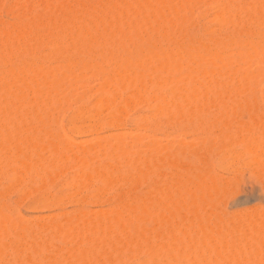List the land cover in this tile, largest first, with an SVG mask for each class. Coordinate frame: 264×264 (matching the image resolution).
I'll list each match as a JSON object with an SVG mask.
<instances>
[{
    "label": "bare ground",
    "instance_id": "6f19581e",
    "mask_svg": "<svg viewBox=\"0 0 264 264\" xmlns=\"http://www.w3.org/2000/svg\"><path fill=\"white\" fill-rule=\"evenodd\" d=\"M16 1L21 3L22 0ZM34 1L36 0H23L22 10L27 12L33 9L34 3H37L38 0ZM206 2L208 0H47L45 4L42 3L46 6L45 11H48V13H44V16L47 13L45 17L40 16L39 18L38 16L36 18L37 16H35L33 19L32 16V19H28L25 16L31 21L19 20L13 26L8 24L10 27L7 24L8 27L3 25L0 21V25L2 24L0 27V169L2 171L0 175L4 179L7 176L6 181L11 183L1 182L4 183L2 186L5 185L2 187V189L4 188L2 192H5L6 189V193H8V188L10 190L19 187L22 188L19 191L23 190L22 194H24L32 187L35 188L39 185L40 188V184H42V188L44 184H47L48 179L53 178L51 174L55 165L57 167L56 173L64 172L61 170L68 172L70 168H73L70 170H73L74 175L69 174V178L71 179L70 183L72 182L71 188H77V192L78 189L81 191L82 187L80 188V186L89 187L87 185H92L96 181L100 187L102 185L104 187L106 184V186L128 184L132 189L140 184L143 186L144 183L151 186L146 190L148 195L142 194L144 196L137 195L136 190L139 192V188H134L133 191L130 189V191L118 192L112 197V202H114L113 205H111L112 202L110 203L113 206L112 209L110 208L109 212L107 209L100 212L98 214L100 218L96 217V212L93 213L94 217L91 215V219L90 217L86 218L84 215L87 212L81 211L84 214L81 216L88 220L84 221V218L80 220L78 218L80 213L78 212L77 218H75L76 215L73 217L80 221L77 220V223H82L80 228L76 226V221L69 223L70 218L67 219V216V221L63 217L66 222L62 220L64 226L60 223L59 216L57 218L59 217L61 225L57 224V221L55 222L56 219L54 220L56 224L52 222L55 225H46L48 224L47 221L41 222L44 224H42V228L48 226L46 231L52 228L56 232L55 235L52 233V236L54 235L55 238L57 235L55 239L63 243V247L60 245V249H58L57 246V250H53L56 247L52 243L50 247L45 246L49 243L48 241H55L48 240L47 243H42V239L40 240L38 237L40 232L39 235L37 233V236H34L36 232L33 235L31 233L33 227L29 226L33 223L28 221V224L25 217L24 221L27 224L22 222L23 217L20 218L19 214L17 220L14 213L16 215L18 211L13 210L11 213L12 206L9 207L10 210L7 209L6 206L9 205L7 203L6 206L4 205L6 208L2 207L0 210V261L3 260L0 264L7 261H4L7 255L8 257L11 256L14 261L19 260V262L15 261V264H42L43 257L47 258L44 259L47 260L46 264H264V212H258L257 215H254L256 211L253 212L252 216L255 217H250L248 213L249 218L244 221H240L242 218L239 221L238 218L233 221L232 218L234 217H232L230 222L221 219L220 215L217 216L214 211V209L216 210L214 202L217 203L215 196L221 192L222 187L217 185L215 174L212 175V172L216 174L217 172L214 170L211 172L212 167L209 168L214 156L226 157L236 162L233 167H230L233 173L238 170L241 158L248 156L249 158L246 160H250L248 162L251 164V168L253 166L254 171L256 169L258 172L264 173V113L262 114L264 111L260 112V109L258 111L261 114H257L256 111L254 115V111L252 112V116L248 114L247 117L250 116V118H246L247 121L253 120V122L250 121V124L246 122L247 124L244 125L246 119H243L241 124H238L240 123L238 122L239 119L242 120L241 118L238 119V123L236 119H233V114L237 112H235L236 109H246V112L243 113L247 114L248 110L251 111L254 103L257 102L260 105L258 102L261 101L262 103L264 100L261 97L260 88L261 84L264 86V78L263 76L260 77L263 72L261 71L260 74L261 69L257 70V68L256 74H252L251 69V72L248 71V67L252 65H249L248 62L251 60L254 62L253 59L256 61L258 59L261 62L264 55V0H209L210 4L218 9L217 16L214 15L215 23L217 22L219 26L225 28V31L227 28H229L227 31L232 29V35L229 34L228 37L224 35L227 38L223 36V39L220 40L221 34L219 32L222 28L217 29L220 34L219 38L214 28L218 40L213 32L210 34L215 37V40L210 38L208 40L210 42L201 43L196 39L197 42L185 44L186 40L185 42L182 41L187 34L186 30L182 29V27L187 28V25L183 26L188 23L185 14L192 12L196 7H204L207 5ZM74 4L79 5V10L73 9ZM4 6V0H0V10ZM182 14L186 16V20ZM149 20L152 22L148 23L151 25L150 30L144 26V24L146 25L145 21L148 22ZM191 23L194 22L191 21ZM195 23L197 22L195 21ZM100 24H103L104 27L99 28ZM136 24L143 26L141 25L140 29L137 30L139 26H135ZM181 25L182 27H180ZM167 26L170 30L165 29ZM173 26L177 27H174L175 29L172 31L171 27ZM190 26L191 24L188 25V27ZM98 28L99 30H97ZM146 28L147 31H145ZM141 29L146 33L140 32ZM223 31L222 34L227 33ZM130 36L134 39L132 40ZM154 36H157L155 39L157 43L159 39L163 38L168 45L171 44L169 41L174 42V47L167 49L162 44V46L156 44L152 40L156 38ZM158 37L160 38L158 39ZM195 37L197 36L195 35ZM201 37L198 36L199 39ZM191 39L193 41V38ZM164 40L163 42H165ZM128 41L133 44L132 47H128ZM43 46L44 48L48 46L47 50L50 51L51 48L56 53L53 54L51 51L52 53L48 52L50 54L45 55L46 52L44 51V55L41 54L44 50L42 49ZM235 50L236 52L237 50L240 51L239 54L236 53L238 60L234 54L236 62L240 63L241 61L243 65L244 61L247 60L248 67L245 69L247 72L243 71V67L247 64L240 67L235 62L238 66L235 68L234 60L232 65L233 58H230V55ZM20 55L22 57L25 55L28 60L24 58L25 61ZM19 56L25 62H18L16 58ZM20 57L19 59H21ZM46 58L54 61L55 64L51 65L53 67L44 68L45 64L43 63ZM108 65L111 66V69L107 68ZM255 65L253 64V66ZM94 78L100 80L99 85V80ZM91 79L97 81L96 84L98 85L94 88V93L91 91L93 86L90 88L91 93L89 95L91 96L93 93V98L91 97L93 102L91 101L90 105L87 106L81 101L82 103L78 104L79 107L75 109V112L67 116V132L60 130V127L57 126V116L60 112H67L72 108H67L72 100L70 98L78 97V94L76 97L74 95L71 97L75 91V87L71 86H76L78 87L76 89L80 90ZM66 85L73 88L71 90L74 91L71 94L68 93L69 88ZM63 89L69 94V99L67 93L64 94L65 96L63 95L65 92L62 91ZM126 92L130 93L127 95ZM85 93L82 92L80 97L83 98L81 99H84L83 94ZM88 98L90 99L89 96H87ZM81 99L78 98L77 102H73L75 100L72 102L75 105ZM68 101H70L69 105H67ZM78 105L76 104V106ZM140 106L147 108L149 112L152 111V116H138V118L131 120L129 114ZM65 107L67 111L64 109ZM154 112L155 114L166 115L167 120L170 118L169 124H167L169 128L174 129L176 133L178 132L176 138L179 140L175 139V141L178 145L181 144L180 146L176 147V143H174V145L172 144L173 148L171 143L167 144L170 142L168 139V142L163 139L167 143H164L165 146L161 142L162 146L161 140L158 142L159 138L157 139L155 136L151 139L156 138L157 144L153 140L151 142L149 138L148 142L151 143L148 146L145 143V149L143 147L139 149L143 145L140 139L143 135L140 134H144L143 131L151 133L156 127L155 125V127H151L154 117L157 116V114L154 116ZM239 114L238 116H240ZM162 115L158 116L162 117ZM210 115L215 116L219 124L217 120L216 123L208 120L205 123L206 118L213 120ZM61 116L59 115V118ZM235 116L237 117L236 114ZM223 118H227V122ZM196 119L199 123L192 125L191 121ZM231 119L239 125L233 126L235 129L233 130L238 133L232 134L235 137L230 136L233 133L232 125L229 123ZM93 120H99L100 125H97L98 123L95 121L97 124L93 126L95 125ZM128 120L132 121L135 130L143 131L138 135L136 132L138 130L132 133L122 130L125 133L115 132L116 135L113 133L114 138H112V134H107L114 142H107L105 137L106 142L102 138H98L97 140L101 139L103 142L96 143L97 140L94 138L95 142L92 141L93 144L90 142V146V140H88V147L86 145L87 140L81 139L86 146L80 142L78 143L79 147L84 145L85 149L83 147H81L83 149L78 148V144L74 147L76 144H73L69 137V134H93L97 127H103L101 126L103 124L105 127L113 129L120 126L124 127V123ZM221 120L226 124L229 123L228 127L224 122L225 125H221ZM87 121H92L93 125L90 126V123L88 126L85 125V127L87 126L85 130L81 127L83 123L81 126L78 125V123ZM206 124L210 125V128ZM219 125L226 128L220 127V129H224L220 130ZM215 126H218L217 130L219 129L220 134H224L220 135L217 132L222 136H219L220 140L222 139L224 142L225 140L227 142L236 141V144L233 143L239 147L238 150H235L237 147H234L231 142L224 143L228 144L222 145L224 147H221V144H218V147L216 144L214 146L217 147V150H215L212 145L208 146L209 140L206 139L209 143L206 144L205 138L202 140L200 138L199 147L198 144L194 147L190 145L193 149L198 147L192 152L190 146L186 149L187 146L185 148L184 145L193 144L196 141L190 139V142L185 143V141L180 140L182 138L180 136H183L182 134L190 129L194 131V134L197 131H199L198 134L201 132L205 134L206 131H211L209 129L212 127L211 132L215 133ZM191 130L189 131L190 134H192ZM229 130L231 133H228V136L226 133L230 132ZM224 131L225 133H223ZM135 132L136 134H134ZM147 134L143 137L146 138ZM209 135L207 133V136ZM150 136L153 135L147 137ZM42 138H46V140L50 138L52 141L48 144L47 142L50 140L45 142L46 140L44 141ZM109 142H113L112 146ZM216 143L220 142L216 140ZM168 145L173 149L168 148ZM73 147L76 150L77 148L81 150L79 153L85 151L88 154L87 150H90L93 156H98L101 153L103 157L101 155L99 157L94 156L93 160L91 154L86 156L84 152L82 154L85 155L81 154L80 157H77L78 155H74L76 153H71ZM135 147H138L137 151H135ZM220 147L221 151L218 154ZM47 148L52 152V155L49 154L50 158L54 160L55 157L56 162L55 160L50 162L51 160L47 158V161L50 160L47 163L44 162L46 158H42L44 155L40 157L41 154H45L42 153L43 151L47 152ZM212 148L217 152V155H214ZM75 149L73 151L76 152ZM189 149H191L190 153L195 155L196 165L194 162V164H190L182 160ZM7 151L10 153L9 156L6 155ZM67 151H70L68 153L72 154L74 160L71 155L66 153ZM62 153H66L67 158L71 157L72 159L69 158L68 161L66 154L63 155ZM212 154L213 159H210ZM161 155L162 157H159ZM33 156L36 157L34 160H32ZM98 158L102 161H99ZM209 159L212 161L209 162ZM72 164L74 165L72 166ZM50 165H54L51 166L53 170L50 169ZM46 166H49L46 170L50 169V173L45 170ZM164 169L165 171L160 172ZM218 179H220L219 176ZM70 183L68 184L70 185ZM94 186L98 185L94 184ZM100 187L94 188L96 194L92 193L95 194L94 197L97 200H102L104 195L108 193L106 189L102 187L100 189ZM35 190L37 192L39 189L35 188ZM32 192L35 193L31 190V195ZM3 194L0 198L3 197ZM73 194V197L77 196H75L76 191ZM79 196L81 195L78 194ZM25 197L28 198V196ZM82 199L84 202V197ZM2 200L4 201V198ZM78 200L81 199L78 198ZM1 202L0 204H2ZM89 211L91 210L89 209ZM99 211L102 209H98L97 213ZM106 212L108 213L105 214ZM101 213L105 215L102 216ZM36 217L34 216L33 220ZM247 217H243V219ZM133 221L140 222L141 226L139 228L134 227V223L131 224L133 227L128 226ZM41 223L39 226L34 222L36 225L33 226H37L36 229L34 227L35 231L37 228H41ZM45 228L44 231H41L42 233H46ZM77 229H82L85 233L78 230L80 235ZM75 231L78 234H75ZM82 233L86 234V237ZM87 235H90L91 238H88ZM37 237L41 243H38ZM40 238L43 237L40 236ZM86 238L88 241L91 239L90 244L97 242L92 243L94 247L92 250L85 247ZM43 240V242L46 241L45 237ZM96 244L99 245L96 246ZM57 245L59 244L57 243ZM64 252L69 257V261L66 256L67 260L63 257L62 259L59 258L63 256ZM107 256L110 257L109 260ZM102 257L107 260L100 259L102 262L100 263L99 258ZM48 260L52 262L49 261L48 263Z\"/></svg>",
    "mask_w": 264,
    "mask_h": 264
},
{
    "label": "rangeland",
    "instance_id": "374dc122",
    "mask_svg": "<svg viewBox=\"0 0 264 264\" xmlns=\"http://www.w3.org/2000/svg\"><path fill=\"white\" fill-rule=\"evenodd\" d=\"M19 1V0H18ZM37 1V0H36ZM36 1H34V2H36ZM46 1L47 0H38L37 1V3H34L35 4V7L34 6H32V7H34L33 9H30V10H28L27 12L26 11H23L22 10V7L21 6H23L24 5V3H23V5H22V2H23V0L21 1V3L19 2H17L16 0H15V2H14V0H4V3H5V6L0 10V21H2V24L4 25H10V26H13L15 23H17V21H19V20H21V21H31V20H28L29 18H31L32 16V18L34 19V17L35 16H37L36 18H38V16H39V18H40V16H44V13L45 12H47L48 13V11H45V8H46V6H44V4L46 3ZM81 1H84V0H81ZM207 1V0H206ZM211 1V0H210ZM14 2V3H13ZM40 2V3H39ZM44 2V4H42ZM12 5H11V4ZM15 3H17V4H15ZM82 3V2H81ZM207 3V5H204V7H205V9H204V7H196V8H194L193 9V11L192 12H187V14H185V15H187V17L186 16H184L183 14H182V16H183V18L185 19V17H186V19H187V24L185 23V25H183V26H186L187 25V28L189 29L190 28V30H188L186 27H182V25L180 26V27H182V29H184V30H186L185 32L188 34H186V37L184 38V39H182V41L183 42H185V40H186V42H185V44L186 43H188V44H190V43H193L196 39H197V41H199V42H201V43H203V42H206V43H208V42H210V41H208V40H210V38H213V40H215V37H216V39L218 40V38L220 37V34H221V37L219 38L220 40L221 39H223V36L224 35H227V37H228V35L230 34V35H232V33L233 32H231L232 31V29H231V31L230 30H228L227 31V29H229V28H227L226 29V31L224 30L225 28H223V27H221V26H219L218 25V23L216 22L215 23V16H217V14H218V9L215 7V6H213V5H211L210 4V2H209V0H208V2H206ZM18 4H20L19 6H18ZM38 4V5H37ZM211 6H210V5ZM39 6V7H38ZM73 6H75V7H73V9L75 10V9H77V10H79L78 8H79V5H77V4H74ZM10 7V8H9ZM18 7H21V8H18ZM41 7H43V8H41ZM8 10H7V9ZM18 8V9H17ZM201 8V9H200ZM217 9V10H216ZM5 10V11H4ZM198 10V11H197ZM214 10V11H213ZM216 10V11H215ZM3 11V12H2ZM205 11V12H204ZM25 12V13H24ZM30 12V13H29ZM43 12V13H42ZM200 12V13H199ZM40 13V14H39ZM47 13H46V15H47ZM7 14V15H6ZM148 14H150V12H148ZM189 14V15H188ZM45 15V16H46ZM215 15V16H214ZM22 16V17H21ZM28 18H26V17ZM44 16V17H45ZM181 16V17H182ZM198 16V17H197ZM210 16V17H209ZM11 17V18H10ZM208 17V18H207ZM212 17H213V20H212ZM31 18V19H32ZM149 19H151V18H149ZM185 19V20H186ZM191 19V20H190ZM199 19V20H198ZM206 21H205V20ZM182 20V19H181ZM180 20V21H181ZM210 20V21H209ZM212 20V21H211ZM9 21V22H8ZM189 21H190V23H189ZM191 21H193L194 23H191ZM195 21L199 24H197V23H195ZM8 22V23H7ZM13 22V23H12ZM150 22H151V20H149L148 22H146L145 21V23H146V25L144 24V26H146L147 28H149L151 25H149L150 24ZM182 22H184L183 20H182ZM181 22V23H182ZM186 22V21H185ZM1 23V22H0ZM12 25H11V24ZM140 23H142V22H140ZM149 23V24H148ZM152 23V22H151ZM180 23V24H181ZM2 24L0 25V27L2 26ZM184 24V23H183ZM191 24V26L190 27H188V25H190ZM194 24V25H193ZM6 25V26H7ZM8 25V26H9ZM105 25V24H104ZM142 25V24H141ZM140 25V26H141ZM147 25H149V26H147ZM193 25V26H192ZM195 25H197V26H195ZM7 26V27H8ZM9 26V27H10ZM101 26H103V24H100V26H99V28H102ZM135 26H139V24L137 25H135ZM140 26H139V28L137 27V30H139L140 29ZM143 26V25H142ZM194 26H195V28L197 27L198 28V26H199V31L200 32H202V33H205V34H201L199 31H198V29L196 28H194ZM104 27V26H103ZM177 27V26H173V27H171L172 28V31L175 29V28ZM179 27V26H178ZM200 27H202V28H200ZM218 27H220V28H218ZM99 28L97 29V30H99ZM141 28H143V27H141ZM147 28H146V30L145 31H147ZM186 28V29H185ZM209 28V29H208ZM214 28L216 29V32H217V29L218 30H220L221 28V30L223 31V32H227V33H223L222 34V31L220 30V34L217 32V35H219L218 36V38H217V35H216V33L214 32ZM136 29V28H135ZM165 29H168V30H170V28L167 26ZM194 29V30H193ZM202 29H204V30H202ZM148 30H150V28L148 29ZM178 30V29H177ZM142 31V29L140 30V32ZM144 31V30H143ZM142 31V33H146V32H143ZM210 31V32H209ZM191 32H193V33H191ZM195 32V33H194ZM197 32H199V33H197ZM207 32V33H206ZM214 32V36L215 37H213V35H211L210 33H213ZM230 32V33H229ZM200 34V35H199ZM191 35V36H190ZM194 35V36H193ZM195 35L197 36V37H195ZM205 35V36H204ZM210 37H209V36ZM132 36H133V34H132ZM132 36H130V38L133 40L134 39V37L132 38ZM189 36V37H188ZM198 36L199 37H201L200 39L202 40H200L199 38H198ZM208 38H207V37ZM212 36V37H211ZM154 37H156V38H151L152 40H154L155 41V43L156 44H158V45H163V47H165V48H167V49H172V47H174V42L172 43L171 41H169L171 44H169L168 45V43H166V41L163 39V38H161V39H163L165 42H163V40L161 41V39H159L160 37H158V39H159V41H158V43L156 42V40L155 39H157V36H154ZM225 38H227L226 36H224ZM191 38H193V41H192V39ZM195 38V39H194ZM206 39V41H205V39ZM224 38V39H225ZM188 39H190V40H188ZM188 40V41H187ZM212 40V39H211ZM197 41H195V42H197ZM129 42V41H128ZM190 42V43H189ZM164 43H166V44H164ZM128 44V47H132L131 45H133V44H131V42H129V43H127ZM161 45V46H162ZM165 45V46H164ZM166 45H168L167 47H166ZM172 45V46H171ZM170 46V47H169ZM46 47V46H45ZM48 47V46H47ZM47 47L46 48H44V46H43V48L42 49H44L43 51H42V53L41 54H43L44 55V53H45V55L46 54H50V53H48V52H51L52 50H51V48H50V51L49 50H47ZM47 50V51H46ZM45 51V52H44ZM44 52V53H43ZM53 52V54L54 53H56L55 51H52ZM51 52V53H52ZM238 52H240V51H238L237 50V52H236V50H235V52L233 53V51H232V55H230V58H233L232 59V65H233V61H234V67L235 68H237L238 66H244V64H247V60L246 61H244V64L242 65V62L240 61V63L239 62H236L237 60H238V55L236 54V53H238ZM236 56H235V55ZM239 54V53H238ZM21 56V55H20ZM19 56V57H20ZM232 56V57H231ZM234 56H235V58L237 59H235L234 58ZM19 57H17L16 58V60L18 61V62H25L26 60L25 59H27L28 60V57H25V55L22 57L25 61H23V59L21 58V59H19ZM262 59H264V55L262 56V58H261V62H259L258 61V59H257V61H256V59H253V60H255L254 62L251 60V62H248L249 63V65H251V66H249V67H251V68H249L248 67V64H247V66L245 65L244 67H243V71H246L245 69H247L246 67H248V71H250L251 72V70H252V74H256L255 72H257V70L258 69H261L260 70V74L262 73V75L260 76L261 78H262V76H263V78H264V60H262ZM21 60V61H20ZM51 61H53V60H50L49 58H46L45 60H44V63L43 64H45L44 65V68H49V67H53V66H51L52 64H55L54 63V61L53 62H51ZM49 62V63H48ZM51 62V63H50ZM235 62L238 64V66H237V64H235ZM257 62V63H256ZM253 64H256L255 66H253ZM48 67H47V66ZM259 66V67H258ZM111 67V66H110ZM109 67V65H108V67L107 68H109V69H111ZM256 68H257V70H256ZM240 69V68H239ZM251 69V70H250ZM254 69V70H253ZM256 70V71H255ZM262 71V72H261ZM247 72V71H246ZM249 72V73H250ZM254 72V73H253ZM75 73H77L76 71H75ZM32 77V76H31ZM33 78H34V76H33ZM33 78H31V79H33ZM36 78V77H35ZM93 79V78H92ZM91 79V81L89 80V81H87L86 82V86L88 87V85H89V87L87 88L86 86L85 87H83V88H81L80 90L79 89H76V88H78V87H76V86H71V87H75V91H74V93H72V95H71V97L74 95L75 97H76V95L78 96V97H76V98H70V100H71V102L70 101H68L67 102V105H69V102H70V106L69 107H67L68 109L70 108V107H72V108H70L69 109V111H67V109H66V107L64 108L67 112H60L59 113V115L61 116V114H62V116L59 118V115L57 116V111H56V116L58 117L57 119H58V122H57V126H59L60 128V130H63V131H65V132H67V130H68V127H67V125H68V118H67V116L68 115H70V114H72L73 112H75V109H77V107H79V103L82 101V102H84L83 104H85V105H90V102L92 101V98H93V93H94V88H96V87H98V85L100 84L99 82H100V80L98 81L97 80V78H94V79H96L97 81H98V85L96 84L97 83V81H95V80H92ZM34 80V79H33ZM36 80V79H35ZM263 80V79H262ZM261 80V81H262ZM264 81V80H263ZM262 81V82H263ZM88 82H90V83H88ZM87 83H88V85H87ZM95 85H97V86H95ZM66 86H68V88L70 87L69 85H66ZM66 86L64 87L65 89H66ZM93 86V87H92ZM92 87V88H91ZM67 88V89H68ZM87 90H85V89ZM90 88L92 89L91 91H93V93L91 94V96L89 95V93H91L90 92ZM260 88H261V97L264 99V86L261 84V86H260ZM71 89H73V88H69V90H67L68 91V93H70L71 94V92H73ZM82 89H84V91H82ZM96 90V89H95ZM62 91H65L64 93H63V95L65 94V93H67V91L66 90H62ZM70 91V92H69ZM89 91V92H88ZM82 92L83 93H85V94H83V96H84V99H81V98H83V97H80V95L82 94ZM131 92V91H130ZM130 92H126V94L128 93H130ZM67 93V97H68V99H69V94ZM166 92H164V94H165ZM88 94V95H87ZM127 94V95H128ZM66 95V94H65ZM64 95V96H65ZM125 95V94H124ZM165 95H167V93L165 94ZM82 96V95H81ZM87 96H89L90 97V99L88 100L87 99ZM92 97V98H91ZM78 98L79 99H81L78 103H75V105H74V103L73 102H77L78 101ZM73 100H75V101H73ZM84 100V101H83ZM88 102H87V101ZM73 101V102H72ZM264 101V100H263ZM262 101V103H261V101H259L258 103H260V105L259 104H257V102L256 103H254L253 105H252V108H251V111H247L248 113L247 114H245V113H243V112H246L245 110L246 109H241V108H239V109H241L240 111H238L239 109H236L235 110V114L237 115V117L235 116V114H233L232 116H233V119H236V122L238 121V119L239 118H241L242 120L240 121V119H239V121L238 122H240V123H238V124H241V122L243 123V119L245 120L246 118L248 119V118H250V116H252V112H253V115L256 113V112H258L257 114H259L260 112H262V110L264 111V102ZM81 102V103H82ZM93 102V101H92ZM73 103V104H72ZM86 103H89V104H86ZM76 104L78 105V106H76ZM255 105H257L255 108H253ZM257 108V109H256ZM261 109V111L259 112L258 110H260ZM64 110V111H65ZM151 111V110H150ZM256 111V112H255ZM241 112V114H239ZM64 113V114H63ZM152 111L151 112H149V110H147V108H144V107H137L135 110H132L131 111V113L129 114V118L131 119V120H133V119H135V118H138V116H140V117H148V116H152ZM264 112H262V114H263ZM134 114V115H133ZM150 114V115H149ZM154 114V116L157 114V116H155L154 117V122H152V124L153 123H155V124H151V127H153L154 125L156 126H154L155 128H153V130H152V134L148 131H143V130H139V129H136V130H138V131H136L134 128V125L132 124V121H130V120H128L127 122H125L124 123V127H116V129L114 128H108V127H105L104 126V124H103V121H101V123L103 124V125H101V126H103V127H100L99 126V128L97 127V130L92 134H90V133H80V134H78V135H71V134H69V137H70V140L73 142V144L75 143L76 145H74V147L75 146H77V144L78 143H80L81 142V144H84L85 142L83 141V140H81V139H84L85 141H86V145H87V147H88V140H90L89 141V146H90V142L92 143V141H93V143L95 142V140H97L98 138H102L103 139V141H105L106 142V140H104V138L106 137L107 138V142L108 141H113L112 139H111V137H110V135H107V134H112V138H114L113 137V133L116 135V133H119V132H123V131H127V132H134V131H136V132H138L137 134L139 135L140 134V132H144V134L142 133V134H140V135H145V134H147V136L148 135H153V136H150V137H147L146 136V138H144L143 136H141L140 137V139H141V141L143 142V145H141L140 147H139V149H141V147H143L144 149H145V147H144V144L145 143H147L146 145L148 146V144H150L152 141L151 140H153L156 144L160 141V143L161 142H163V145H165L164 143L167 141V139H168V141H170L169 143H167V144H170L171 143V146L174 148V143H176L175 144V146L177 147V146H180V145H178V143H177V141H175V139L176 140H179V139H177L176 138V136H178L177 134H178V132L176 133V131L174 130V129H172V128H169V126H168V124H169V120H170V118H169V120H167L166 119V115L165 116H163L162 114H160V113H156L155 114V112L153 113ZM238 114L240 115V116H238ZM245 114V116H243L242 117V115H244ZM248 114L250 115L249 117H247L248 116ZM261 114V113H260ZM158 115H162V117L160 116H158ZM231 116V117H232ZM209 117V116H208ZM210 117H212V119L213 120H211V118ZM210 119H208V118H206V122L205 123H207V120L208 121H215V123H216V120H217V123H218V119L217 118H215V116H212V115H210ZM214 117V118H213ZM230 117V118H231ZM236 117V118H235ZM228 118V117H227ZM227 118H223L224 119V121L225 122H227L226 120H227ZM252 118V117H251ZM57 119H56V121H57ZM222 119V120H223ZM247 119H246V121H244V125H246L247 123L246 122H249V124L251 123L250 121H252L253 122V120H251V119H249V121H247ZM106 120H108L109 121V119H106ZM162 120H165V121H162ZM219 120H220V118H219ZM221 120V121H222ZM95 121H97V123L95 122ZM158 121V122H157ZM197 119L196 120H194V121H191V123H192V125H193V123H194V125L195 124H198L197 123ZM224 121H222V124L221 125H225L226 123L224 122ZM228 121H230V120H228ZM88 122V121H87ZM81 122V123H78V125L79 126H81V124L83 123V126H81L82 128H84V130L85 129H87L86 127L88 126V124L90 123V126L91 125H93V123H92V121H90V122ZM93 122H94V124L95 125H93V126H96V124L97 125H100V123H99V120H93ZM107 122V121H106ZM160 122V123H159ZM163 122V123H162ZM225 124H224V123ZM168 123V124H167ZM215 123H208V124H210V125H212V124H215ZM230 123V125H232V129L231 128H229V129H231L232 130V132L233 133H231V130H229L230 132H227L226 134H228V133H231L230 134V136L233 134L234 135V133H235V135L236 134H238V133H236L234 130V127L233 126H239L238 124H236L235 123V121L234 120H232L231 119V122H229ZM229 123H227L226 125V127H228V125H229ZM233 123H234V125H233ZM219 124V123H218ZM218 124H215V125H218ZM236 124V125H235ZM85 125H87L86 127H85ZM165 125V126H164ZM166 125H167V128H166ZM207 125V124H206ZM210 125H207L208 127L210 126ZM191 127H194V126H191ZM213 127V126H212ZM211 127V129H209V130H213V128ZM216 127V126H215ZM220 127H223V126H220L219 125V129H220ZM225 127V126H224ZM223 127V128H224ZM225 127V128H226ZM231 127V126H230ZM123 128V129H122ZM166 128V129H165ZM169 128V129H168ZM210 128V127H209ZM217 128H218V126L216 127V130H214V131H216L215 133L214 132H211V131H209V132H205V134H204V132H201L202 134H204V135H202L201 133V137L199 136L200 134H198L199 133V131H197L196 132V134H194V131L193 130H191L192 132V134H190V130H188V132H186V133H183L182 135L183 136H180V137H182L180 140L182 141L183 140V142L185 141V143H187V142H190V139L191 140H193V141H196V143L195 142H193V141H191V142H193V144L191 143V144H189L188 145V143H187V145H184V147L186 148V146H187V148L186 149H188L189 147L188 146H193L194 147V145H196V144H198V147H199V145H200V143H201V141H200V138H201V140L203 139V138H205L204 140H209L208 142L210 143H208L207 142V140H206V144L208 143L209 145L208 146H213L214 148H215V146L214 145H216L217 144V146L219 147V145L221 146V147H224V146H226V145H228V144H224V143H229V142H231V141H228L227 142V140H225V142L221 139L220 140V138H219V136L220 135H224V134H220V131H218L217 130ZM223 128H221L220 130H224ZM99 129V130H98ZM120 129V130H119ZM125 129V130H124ZM133 129V130H132ZM158 129V130H157ZM234 129V130H233ZM106 130V131H105ZM123 130V131H122ZM102 131V132H101ZM110 132V133H109ZM116 132V133H115ZM126 132V133H127ZM129 132V133H130ZM136 132L134 133V134H136ZM217 132L220 134H217ZM120 133V134H121ZM123 133H125V132H123ZM176 133V134H175ZM207 133H208V135H209V133H211L209 136H207ZM221 133H222V131H221ZM223 133H225V131L223 132ZM185 134V135H184ZM225 134V135H226ZM240 134V133H239ZM165 135V136H164ZM196 135V136H195ZM206 135V136H205ZM232 135V137H235V136H233ZM93 136V137H92ZM157 137V139H158V142H156V138L155 139H151L152 137ZM175 136V137H174ZM197 136H199V137H197ZM202 136H204V137H202ZM213 136H215L214 138H217V136H218V138L217 139H215L214 140V138H213ZM228 136H229V134H228ZM227 136V137H228ZM2 137V136H1ZM161 137V138H160ZM163 137V138H162ZM208 137H210V139H208ZM220 137H222V136H220ZM223 137H225V136H223ZM3 138V137H2ZM2 138H1V140H2ZM94 138H95V140H94ZM149 138H150V141L151 142H148V140H149ZM196 138V139H195ZM215 141H213L212 139ZM50 140V141H48L47 142V140ZM146 139V141H143V140H145ZM163 139H166V141L165 140H163ZM218 139H219V141H218ZM224 139V138H223ZM3 140H5L4 138H3ZM2 140V141H3ZM6 140H7V138H6ZM42 140H46V138H42ZM47 140L45 141V142H47L48 144H49V142H51L52 141V139H50V138H47ZM78 140V141H77ZM216 140H217V142H220V143H216ZM103 141H101V139H99V140H97L96 141V143H102ZM197 141H199V142H197ZM213 142V143H211V142ZM114 142V141H113ZM113 142L111 143V142H109V144L112 146V144H113ZM222 142V143H221ZM234 142V141H233ZM233 142H231V143H233ZM236 142V141H235ZM234 142V143H235ZM92 143V144H93ZM179 143H182V142H179ZM233 143V144H234ZM48 144H46V145H48ZM173 144V145H172ZM184 144V143H183ZM219 144V145H218ZM236 144V143H235ZM235 144H234V147H237V148H235V150L237 149L238 150V146H235ZM85 145V144H84ZM83 145V146H84ZM85 145V146H86ZM108 145V144H107ZM145 145V146H146ZM160 145V144H159ZM158 145V146H159ZM161 145H162V143H161ZM162 145V146H163ZM222 145H224V146H222ZM80 145L78 144V148H80V149H85L86 147H83V146H81V147H83V148H81V147H79ZM109 146V145H108ZM166 146V145H165ZM190 146V148L192 149H189V152H187V155H185L184 157H183V162H185L186 161V163H190V164H192L193 162L195 163V165L197 164L196 163V159H195V155L194 154H192V153H190V150L193 152V150H196V147L193 149V147H191ZM47 147V146H46ZM73 147V148H74ZM110 147V146H109ZM160 147V146H159ZM172 147H170V145H168V148H172ZM197 147V148H198ZM221 147L220 148H218L219 150H218V154H219V151H221L220 149H221ZM72 148V150H71V153H76V154H74V155H78L77 157H80L81 156V154L84 152L85 153V151H82V153H79V151L81 152V150H78V148H77V150H76V152L75 151H73L74 149ZM111 148V147H110ZM164 148V147H163ZM167 148V147H166ZM172 148V149H173ZM214 148H212L213 149V151H214ZM112 149V148H111ZM143 149V150H144ZM46 150V149H45ZM138 150V147H135V151H137ZM215 150H217V147L215 148ZM73 151V152H72ZM78 151V152H77ZM212 151V150H211ZM212 151V152H213ZM68 152H70V151H67L66 153H68ZM87 152H88V154L90 155L91 154V156H93L92 155V153H90L91 151L89 150H87ZM211 152V153H212ZM5 153V152H4ZM42 153H45V154H41V156L40 157H42V155H44L42 158H46V161L44 160V162H47L48 163V161H50V162H54V160H55V162L57 161V159H55V157H54V160H53V158H50V156H49V154L50 155H52V152L51 151H49L48 150V148H47V152L46 151H43ZM65 153V154H66ZM77 153H79V154H77ZM211 153H210V155H211ZM214 153V155H217L216 153V151H214L213 152ZM9 152L7 151L6 152V155H8L9 156ZM13 154H15V153H13ZM39 154V155H40ZM63 155H65L64 153H62ZM69 154V156L71 155L72 156V154H70V153H68ZM86 154V156H88V154L87 153H85ZM85 154H82V155H85ZM99 155H101V153H99L98 154V156L97 155H94V156H96V157H99ZM194 155V156H193ZM16 157H17V154L15 155ZM91 156H90V158H91ZM94 156L92 157V159L94 158ZM187 156H189V157H187ZM0 157H1V155H0ZM34 157L35 156H33L32 158V160H34ZM52 157V156H51ZM57 157V156H56ZM101 157H103L102 155H101ZM159 157H162V155L161 156H159ZM195 159H193V158ZM215 157H217V156H214V158ZM36 158V157H35ZM47 158H49L50 160H48L47 161ZM66 158H67V154H66ZM66 158H64V159H66ZM69 158H71V157H69ZM69 158H67V160L69 161ZM72 158H73V160L75 159L73 156H72ZM71 158V159H72ZM189 158H191L189 161L187 160V159ZM210 159L212 158L213 159V154H212V156H210L209 157ZM249 157L248 156H243L242 158H241V163H240V165H241V167L239 168V166H238V170L236 171V172H233L232 173V168H228V169H226V170H222V171H217L216 169H215V167H214V164H213V162H210V161H212V160H210L209 159V162L211 163H209L211 166H209V168H211L212 167V169H211V172H212V170H214V171H216L217 172V174H218V176L220 177V179H218V176H217V174L215 173V172H212V175L214 176V174H215V177L217 178L216 180H217V185H220L222 188H221V192L218 194V195H216L215 196V200H216V202L217 203H215L214 202V204H215V208H216V210L214 209V211H215V214L218 216V215H220L219 217L221 218V219H225V221H230L231 220V218L232 217H234V218H232L233 219V221L235 220H237V218H238V221L240 220V221H244V220H247L248 218H249V215H250V217H255V216H252L254 213L253 212H255L256 211V213L254 214V215H257V214H259L261 211H263L264 212V173H260V172H258L256 169H255V171H254V168H253V166H252V168H251V164L249 163L250 162V160H246V159H248ZM96 159V158H95ZM186 159V160H185ZM42 160V159H41ZM72 160V161H73ZM94 160V159H93ZM97 160V159H96ZM98 160L100 161H102V159H99L98 158ZM194 160V161H193ZM249 161V162H248ZM49 162V164H52V163H50ZM248 162V163H247ZM46 163V164H47ZM73 163V162H72ZM193 163V164H194ZM246 163V164H245ZM49 164H47V165H49ZM247 164H248V166H247ZM74 164H72V166H73ZM54 166V165H50V169L51 170H53L52 169V167ZM47 168H45V170L46 169H48L49 168V166H46ZM54 168V170H53V172L55 171V169H57V167H56V165H55V167H53ZM49 169V170H50ZM69 169V168H68ZM70 169H73V168H70ZM68 170V172H65V170H61V171H64V172H61V173H56V171H55V173H54V176H53V172H52V179H54L53 181H52V179H48L47 180V184H44L43 186H42V188H41V185L42 184H40V188L38 187V186H36L35 188L36 189H39V190H37V192H36V190H35V188L34 187H32V191H34L35 193H33L32 195L30 194V192H31V190H30V192H29V190H28V192H25L24 194H22L23 193V190L22 191H19V189H22V188H16V187H14V189H10L9 190V188L7 189L8 191V193H6V189H5V192H2V191H4L3 189H2V187H4V186H2L5 182H8V183H10L9 181H6L7 180V176L5 177L6 179H4L3 177H1V175H0V196H2V194H3V197L2 198H4V201L2 200V198H0L1 200H0V202L1 201H3V202H1L2 204H0L1 206H0V210L2 209V207L3 208H6L7 207V209H9V207H11L9 210L11 211V213H13V210H15V211H18V212H16V215H15V213H14V216L16 217V219H17V217H18V214L20 215L19 217L21 218V217H23V219H22V222H24V223H28L29 224V222H32L31 224L32 225H29V226H32L33 227V230H31V233H33V235H34V232H36L35 234L36 235H34V236H37V233H38V235H39V232H40V235L38 236L39 237V239L41 240L42 239V243H47V241L48 240H52V241H55V242H51V241H48L49 243H50V245H46L45 244V246H51V243H52V245H55V247H56V249L54 248H51V249H53V250H57V246H58V249H60V245H61V247H63L62 245H63V243H60L61 241L60 240H57V239H55V238H57V235H56V237L54 238L53 236L55 235V233L56 232H54L53 231V229L51 228H49L50 230H52V232H50V230L48 231H46V229H47V227L48 226H46V228H45V231H46V233H42L41 231H44V228H42V224L44 223V222H46L47 221V223L48 224H46V225H55L56 223V221H57V224H59V225H61V224H63V226H64V221L66 220L67 221V219H69L70 218V220H69V223H71L70 221H76V223H77V220L78 219H75V218H77V213L79 212L80 214H79V219L80 220H82L81 218H84L85 219V217L86 218H88V217H90V219H91V217L94 215L93 213H95V215H96V217H99V215L98 214H100V212H103V210L105 211V209H107L108 210V212L112 209L111 207H113V206H111V205H113L114 204V202H112L113 200H112V197L113 196H115L118 192H124L125 190L126 191H130V189H131V187L128 185V184H121V185H116V186H113V185H108V186H106V185H104V187H102V188H104V189H106L107 190V192L108 193H104L105 195H106V198H105V195H104V198L102 199V200H97L95 197H94V195L96 194L95 192H94V188H96V187H100L99 186V184H96L97 183V181L95 182V183H93L92 185L90 184V185H87V186H89V187H86V186H80V188H81V191H79L80 189H78V192H77V188H75L74 189V187H72L71 188V184H72V182L70 183V178H69V174H73V170ZM74 169H76V168H74ZM49 170H46L47 172L49 171ZM50 170V171H51ZM59 170V169H58ZM67 170V169H66ZM231 170V171H230ZM45 171V172H46ZM50 171H49V173H50ZM69 171H71V172H69ZM161 171H165V169L164 170H160V172ZM253 171V172H252ZM0 172H2L1 171V169H0ZM75 173H77L76 172V170H75ZM254 173H255V175H254ZM1 174V173H0ZM57 174H58V176H57ZM61 174V175H60ZM3 175V174H2ZM56 175V176H55ZM74 175V174H73ZM72 175V176H73ZM261 175V176H260ZM222 176V177H221ZM51 177V176H50ZM57 177V179H55V178ZM3 178V180L1 181V179ZM66 178V179H65ZM65 179V180H64ZM5 180V181H4ZM56 180V181H55ZM230 180V181H229ZM50 181H52V182H50ZM229 181V183H227ZM1 182H4V183H1ZM67 182V183H66ZM219 182V183H218ZM68 183H70V185L68 184ZM99 183V182H98ZM101 183V182H100ZM5 184H7V183H5ZM11 184V183H10ZM62 184V185H61ZM94 184L95 185H98V186H94ZM102 184V183H101ZM47 185V186H46ZM67 185H69V187H67ZM141 185V186H140ZM139 186H137V187H134V188H139V192H138V190H136L135 192L137 193V195L139 194V196H144V195H142L143 193H145V194H147L148 195V192H146V190L148 189V187L150 188L151 186H148V183H144V185L142 186V184H140ZM230 185V186H229ZM7 187H9V185H6ZM44 187V188H43ZM101 187H100V189H101ZM107 187V188H106ZM113 187V188H112ZM6 188V187H5ZM31 188V187H30ZM69 188H71V189H69ZM134 188H132L131 190L133 191V190H135ZM16 189V190H15ZM74 189V190H73ZM87 189V190H86ZM103 189V190H104ZM223 189V190H222ZM18 190V191H17ZM105 190V191H106ZM144 190V191H143ZM152 190V189H151ZM25 191V190H24ZM68 191V192H67ZM71 191H72V193H71ZM75 191H76V193L77 194H75V196L76 197H73V192L75 193ZM125 191V192H126ZM131 191V192H132ZM223 191H224V193H223ZM2 192V193H1ZM18 192V193H17ZM44 192V193H43ZM48 192V194L46 195V193ZM81 192H82V194H81ZM142 192V193H141ZM150 192V191H149ZM6 193V194H5ZM26 193H27V195H26ZM50 193V194H49ZM86 193V194H85ZM92 193H95V194H92ZM8 194V195H7ZM29 194V195H28ZM43 194V195H42ZM78 194H80L81 196H79L78 197ZM224 194V195H223ZM5 195H7V196H5ZM16 195V196H15ZM46 195V196H45ZM51 195H52V197H51ZM67 195V196H66ZM83 195V196H82ZM93 195V196H92ZM24 196H28V198L27 197H25L24 198ZM50 196V197H49ZM146 196V195H145ZM21 197V198H20ZM41 197H43V198H41ZM47 197V198H46ZM62 197V198H61ZM68 197V198H67ZM79 199H81V200H78V198ZM84 197V202H83V199L82 198ZM218 197H219V199H218ZM17 198H19L18 200H17ZM40 198V199H39ZM60 198H61V200H60ZM22 201H21V200ZM43 199H45V200H43ZM41 200H43V201H41ZM16 201V202H15ZM56 201H59V202H56ZM79 201V202H78ZM110 201V202H109ZM4 202H6L5 204H4ZM21 202V203H20ZM39 202V203H38ZM40 202H41V205H39L40 204ZM42 202H44V203H42ZM91 202V203H90ZM112 202V203H111ZM9 204V205H7L6 206V204ZM90 203V204H89ZM104 203V204H103ZM110 203H111V205H110ZM19 204V205H18ZM44 204V205H43ZM73 204V205H72ZM79 204H81V205H79ZM4 205L6 206V207H4ZM110 206V207H109ZM15 207V208H14ZM27 207V208H26ZM104 207V208H103ZM14 208V209H13ZM102 209V211H99V213H97V210L98 209ZM111 208V209H110ZM30 209V210H29ZM38 209H40V210H38ZM89 209L91 210V211H89ZM79 210V211H78ZM65 211H67V212H65ZM81 211L84 213V211L85 212H87L86 213V215H84L83 213H81ZM76 212V213H75ZM89 212V213H88ZM108 212H106L105 214H107ZM217 212V213H216ZM259 212V213H258ZM48 213V214H47ZM52 213V214H51ZM58 213H61V214H58ZM62 213H64V215H62ZM91 213V214H90ZM219 213V214H218ZM248 213H249V215H248ZM253 213V214H252ZM52 215V217H50L51 215ZM81 214L82 215H84V216H81ZM90 216H89V215ZM104 214V213H103ZM104 214V215H105ZM224 214V215H223ZM245 214V215H244ZM42 216V215H44L43 217H40V216ZM54 215V216H53ZM62 217H61V216ZM73 215H76L75 216V218L73 217ZM92 215V216H91ZM101 215H102V213H101ZM100 215V216H101ZM104 215H102V216H104ZM223 215V216H222ZM230 215H231V217H230ZM36 217V218H34V220H33V217ZM57 216H59L60 217V219H61V221L62 220H64V221H60V223H59V220L60 219H58L57 218ZM66 216H67V219H66ZM240 216V217H239ZM246 216H248L246 219H243V217H246ZM26 219H25V218ZM40 217V218H39ZM47 217H48V219H47ZM54 217V218H53ZM63 217H64V219H63ZM94 217V216H93ZM223 217H225V218H223ZM38 218V219H37ZM100 218V217H99ZM228 218H230V219H228ZM24 219L26 220V222L24 221ZM46 219V220H45ZM56 219V220H55ZM83 219V220H84ZM18 220V219H17ZM38 220V221H37ZM43 220V221H42ZM54 220H55V222H54ZM86 220H88V219H85L84 221H86ZM29 221V222H28ZM65 221V222H66ZM79 221V220H78ZM232 221V220H231ZM230 221V222H231ZM237 221V222H238ZM34 222L35 223H37V225H39L41 222H43V223H41V230L39 229V228H37V231H35L34 230V227L35 226H33V225H36V224H34ZM55 223V224H53V223ZM74 222H72L73 224H74ZM80 222V221H79ZM138 223V221H133V222H131V223H129V225L128 226H130V227H133L131 224L132 223H134L135 225H134V227L135 226H137L138 228H139V226H141V223L139 224H137ZM26 223V224H27ZM68 223V222H67ZM83 223H85V222H83ZM66 224V223H65ZM79 224V225H78ZM81 224L82 223H77V227L79 226V228H80V226H81ZM137 224V225H136ZM44 225V224H43ZM74 226H75V224H74ZM144 226H145V224H144ZM37 227V226H36ZM36 227H35V229H36ZM49 227H51V226H49ZM75 228V227H74ZM40 230V231H39ZM78 230H82V229H77V232H78ZM76 232V231H75ZM75 233V234H78V233H80V232H78V233ZM81 232H83V233H85L84 232V230H82ZM52 233L54 234L53 236H52ZM82 233V235H86V234H83ZM29 235H31V234H29ZM80 235H81V233H80ZM32 236V235H31ZM34 236H32V238L34 237ZM40 236L41 237H45V242H43L44 240H43V238H40ZM51 236V237H50ZM88 236V235H87ZM90 236V235H89ZM88 236V238H91V237H89ZM244 236V235H243ZM38 237L36 238L37 240H38ZM46 237H49V238H46ZM82 237V236H81ZM86 237V236H85ZM35 238V237H34ZM88 238H86V240H85V247L86 248H90L91 250L94 248L93 247V245H92V243H97V242H92L91 244H90V240L91 239H89V241H88ZM36 239H34L35 241H36ZM55 239V240H54ZM40 240H38V243H41V242H39ZM60 241V242H59ZM57 243L59 244V245H57ZM90 245V246H89ZM99 245V244H98ZM97 244H96V246H98ZM83 246H84V244H83ZM83 246H81V247H83ZM95 246V245H94ZM93 247V248H92ZM96 248V247H95ZM61 253H63V252H61ZM61 253H59V254H61ZM109 254H111L110 252H108ZM108 253H107V255H108ZM58 254V256H61V255H59ZM65 256L68 258V261L70 260L69 259V257L67 256V254H65V252H64V254H63V256H61V257H59L60 259H62V257H63V259L65 258ZM109 256V255H108ZM107 256V257H108ZM111 256V255H110ZM10 257V258H9ZM8 257V255L5 257V259H4V261L5 260H7L6 262H8V260H9V262L8 263H10V262H12L13 261V263H10V264H15L16 262H19V260H13L12 258H11V256H9ZM57 257V256H56ZM105 257V256H104ZM8 258V259H7ZM44 259H47V258H45V257H43ZM67 258H65L66 260H67ZM109 258L110 257H108V260H109ZM11 259V260H10ZM44 259H42L43 261H42V264H46L47 262V260H44ZM57 259V258H56ZM102 259H104V261H106L105 260V258H99V262L100 263H102L101 262V260ZM49 261L50 262H52L51 260H48V263H49ZM0 262H3V260H1ZM6 262H4V264H8V263H6ZM44 262V263H43ZM108 262V261H107ZM2 264V263H1ZM103 264V263H102Z\"/></svg>",
    "mask_w": 264,
    "mask_h": 264
},
{
    "label": "clouds",
    "instance_id": "9594fccd",
    "mask_svg": "<svg viewBox=\"0 0 264 264\" xmlns=\"http://www.w3.org/2000/svg\"><path fill=\"white\" fill-rule=\"evenodd\" d=\"M214 167L217 171L226 170L235 165V161L226 157H215L213 159Z\"/></svg>",
    "mask_w": 264,
    "mask_h": 264
}]
</instances>
